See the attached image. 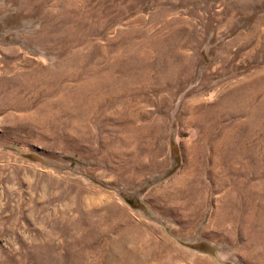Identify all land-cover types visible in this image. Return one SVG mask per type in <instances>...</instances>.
<instances>
[{
    "label": "rangeland",
    "instance_id": "rangeland-1",
    "mask_svg": "<svg viewBox=\"0 0 264 264\" xmlns=\"http://www.w3.org/2000/svg\"><path fill=\"white\" fill-rule=\"evenodd\" d=\"M0 264H264V0H0Z\"/></svg>",
    "mask_w": 264,
    "mask_h": 264
}]
</instances>
